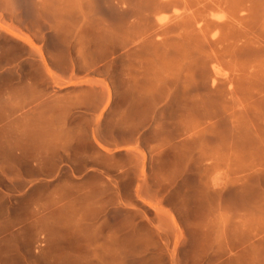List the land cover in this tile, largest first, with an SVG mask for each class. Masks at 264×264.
Listing matches in <instances>:
<instances>
[{
	"label": "rangeland",
	"instance_id": "374dc122",
	"mask_svg": "<svg viewBox=\"0 0 264 264\" xmlns=\"http://www.w3.org/2000/svg\"><path fill=\"white\" fill-rule=\"evenodd\" d=\"M167 1L0 0V92L101 104L61 153L75 199L154 207L187 261L264 264V0Z\"/></svg>",
	"mask_w": 264,
	"mask_h": 264
},
{
	"label": "crops",
	"instance_id": "0c3cea01",
	"mask_svg": "<svg viewBox=\"0 0 264 264\" xmlns=\"http://www.w3.org/2000/svg\"><path fill=\"white\" fill-rule=\"evenodd\" d=\"M39 93L0 92V264H201L174 247L177 235L164 232L167 219L154 207L146 204L152 216L141 223L128 218L138 201L75 199L89 186L56 183L75 111L99 128L101 104L76 110L52 99L41 104ZM107 189L120 193L98 187Z\"/></svg>",
	"mask_w": 264,
	"mask_h": 264
},
{
	"label": "bare ground",
	"instance_id": "6f19581e",
	"mask_svg": "<svg viewBox=\"0 0 264 264\" xmlns=\"http://www.w3.org/2000/svg\"><path fill=\"white\" fill-rule=\"evenodd\" d=\"M165 1H167V0H165ZM159 3H160V2H159ZM170 4H171V0H168L164 5L167 6V5H170ZM237 6H238V5H237ZM247 7H248V6H247ZM247 7H246V9H247ZM239 8H240V7H239ZM239 8H238V10L241 11L242 9H239ZM243 8H245V7H243ZM232 9H233V8H232ZM248 10H249V9H248ZM242 11H243V10H242ZM235 17H236V16H235ZM242 18H244V17H240V21H241V22H243V20H244V19L242 20ZM236 20H237V19H236ZM238 23H240V22H239V19H238ZM263 23H264V21H263ZM242 24H243V23H242ZM240 27H241V26H240ZM248 30H249V29H248ZM248 30H246V31H248ZM261 30H262V29H261ZM261 30H260V31H261ZM243 33H244V32H243ZM247 33H248V32H247ZM247 33H245V34H247ZM250 34H252V33H250ZM242 35H243V34H242ZM254 35H255V33H254ZM254 35H253V36H254ZM257 35L259 36V39H258V37H256L257 41H258V42H261V43H264V42H263L264 39H263V37L259 34V32H258ZM255 36H256V35H255ZM240 38H241V37H240ZM260 38H261V39H260ZM244 40H246V38H245ZM259 44H260V43H259ZM261 47H262V46H261ZM257 59H258V58H257ZM257 59H256V60H257ZM251 61H252V60H251ZM253 61H254V60H253ZM256 68H257V67H256ZM252 71H253V70H252ZM252 71H251V72H252ZM255 71H256V70H255ZM253 72H254V71H253ZM260 76H261V75H260ZM253 77H254V76H253ZM261 77H262V76H261ZM262 91H263V89H262Z\"/></svg>",
	"mask_w": 264,
	"mask_h": 264
}]
</instances>
